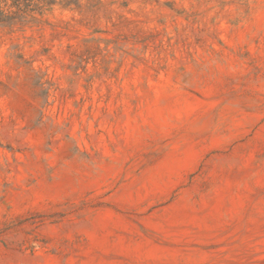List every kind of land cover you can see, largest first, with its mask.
<instances>
[{"label": "rangeland", "instance_id": "rangeland-1", "mask_svg": "<svg viewBox=\"0 0 264 264\" xmlns=\"http://www.w3.org/2000/svg\"><path fill=\"white\" fill-rule=\"evenodd\" d=\"M0 264H264V0H0Z\"/></svg>", "mask_w": 264, "mask_h": 264}]
</instances>
